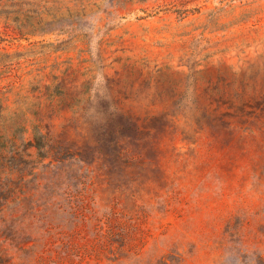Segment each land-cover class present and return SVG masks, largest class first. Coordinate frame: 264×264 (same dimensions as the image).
Masks as SVG:
<instances>
[{
	"label": "rangeland",
	"instance_id": "obj_1",
	"mask_svg": "<svg viewBox=\"0 0 264 264\" xmlns=\"http://www.w3.org/2000/svg\"><path fill=\"white\" fill-rule=\"evenodd\" d=\"M0 186L58 264H264V0H0Z\"/></svg>",
	"mask_w": 264,
	"mask_h": 264
},
{
	"label": "trees",
	"instance_id": "obj_2",
	"mask_svg": "<svg viewBox=\"0 0 264 264\" xmlns=\"http://www.w3.org/2000/svg\"><path fill=\"white\" fill-rule=\"evenodd\" d=\"M29 146L36 150L40 158L45 157L46 143L36 127L33 128V139ZM31 198L33 196L30 193L24 192L19 196L14 189L0 186V264H14L13 257L5 245L16 250L19 264H58L60 261L58 255L52 258V251L48 249L49 244L45 236H49L51 232H54L55 236L63 234L67 225L63 221L35 219V207L25 203ZM229 229L235 230V227L228 224L226 230ZM54 241L60 240L54 237ZM63 246V243H58L55 247L60 249ZM22 255L26 258L23 259Z\"/></svg>",
	"mask_w": 264,
	"mask_h": 264
}]
</instances>
